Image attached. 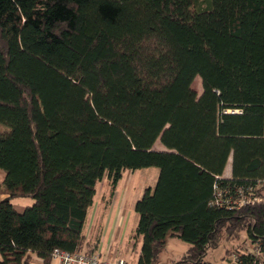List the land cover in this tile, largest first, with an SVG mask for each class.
Returning <instances> with one entry per match:
<instances>
[{
    "label": "trees",
    "instance_id": "trees-1",
    "mask_svg": "<svg viewBox=\"0 0 264 264\" xmlns=\"http://www.w3.org/2000/svg\"><path fill=\"white\" fill-rule=\"evenodd\" d=\"M0 125V264L93 255L97 183L109 202L147 168L137 264L168 237L188 246L172 264H210L243 234L257 255L231 262L264 264V0H0Z\"/></svg>",
    "mask_w": 264,
    "mask_h": 264
},
{
    "label": "crops",
    "instance_id": "crops-1",
    "mask_svg": "<svg viewBox=\"0 0 264 264\" xmlns=\"http://www.w3.org/2000/svg\"><path fill=\"white\" fill-rule=\"evenodd\" d=\"M153 149L157 151L166 150L163 145L158 146L157 142H155ZM138 171H150L151 173L146 174V179L144 181L142 180L140 183L135 196H141L145 189L153 188L158 177V170H149V168H147L134 172L124 171L109 202H107V194H102L97 200L94 198L93 205L87 211L84 225V234L86 238L85 249H91L94 246L95 249H93V253L101 258L115 257L125 260L128 264H137L138 262L142 242L140 237L135 238L132 233V229L136 228L138 216L136 218L133 217L132 213L126 209L127 195L131 192L132 183L133 180H135L134 173ZM125 173H128L126 183L123 182ZM230 176L231 162L230 164L228 162L223 177L230 178ZM104 186L106 191L109 190L107 181ZM132 222L133 225L132 228H130ZM85 227L86 229L88 227V229L85 230ZM32 262L36 264L41 263V261L33 255ZM51 264H58V262L51 260ZM230 264H232V262Z\"/></svg>",
    "mask_w": 264,
    "mask_h": 264
},
{
    "label": "rangeland",
    "instance_id": "rangeland-1",
    "mask_svg": "<svg viewBox=\"0 0 264 264\" xmlns=\"http://www.w3.org/2000/svg\"><path fill=\"white\" fill-rule=\"evenodd\" d=\"M193 88L196 90L197 94H200L202 89H201V83L198 78L195 79L193 82ZM8 129L2 125H0V131L4 132L7 131ZM158 146H162L159 140L156 141ZM231 160L229 159V164ZM149 170H156V168H149ZM151 173L150 171H138L137 173H134L135 175V180H133L132 183V189L129 195H127L126 199V209L132 213L133 217H137V214L134 212V205L136 203V199H140L141 196H135V193L138 191V187L142 180L144 181L146 179V174ZM4 174L2 171H0V181L3 180ZM128 177V173H125L123 182L126 183ZM105 182L106 179H103L102 181L97 183L96 190V200L98 199L99 196L102 194L105 195L107 194L106 197L109 196V190H105ZM104 192V193H103ZM7 195L1 194L0 198H6ZM137 197V198H135ZM8 200L10 203L13 205L14 209L21 213L25 207L31 206L34 203V200L29 198V197H9ZM106 203V202H105ZM90 214V213H89ZM133 222L130 224V228H132ZM88 229V227H87ZM85 227V230H87ZM135 228L132 229L133 235L135 234ZM251 246L248 245L247 243V238L243 234L241 238L235 242H230L227 243L223 241L217 248L212 249L208 252L205 261L209 262L210 264H230L231 263V257L233 255H236V252L240 251H247L250 249ZM188 248V246L179 241L178 239L168 237L167 242L165 245V249L162 251L159 261L157 264H172L173 261H176L180 258V256L185 252V250ZM226 251L230 253L229 255H226ZM36 264V263H35ZM38 264V263H37Z\"/></svg>",
    "mask_w": 264,
    "mask_h": 264
},
{
    "label": "built area",
    "instance_id": "built-area-1",
    "mask_svg": "<svg viewBox=\"0 0 264 264\" xmlns=\"http://www.w3.org/2000/svg\"><path fill=\"white\" fill-rule=\"evenodd\" d=\"M239 206L247 203L244 198L236 202ZM248 253L256 254L255 247H250ZM51 260L58 262V264H128L125 260L111 257L101 258L95 254L88 255L83 252H65L61 250H54L51 254ZM233 264L236 263V259H232Z\"/></svg>",
    "mask_w": 264,
    "mask_h": 264
}]
</instances>
